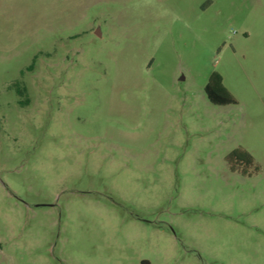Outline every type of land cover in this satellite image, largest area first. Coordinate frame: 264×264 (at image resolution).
Wrapping results in <instances>:
<instances>
[{
    "label": "rangeland",
    "instance_id": "rangeland-1",
    "mask_svg": "<svg viewBox=\"0 0 264 264\" xmlns=\"http://www.w3.org/2000/svg\"><path fill=\"white\" fill-rule=\"evenodd\" d=\"M143 259L264 264V0H0V264Z\"/></svg>",
    "mask_w": 264,
    "mask_h": 264
},
{
    "label": "trees",
    "instance_id": "trees-1",
    "mask_svg": "<svg viewBox=\"0 0 264 264\" xmlns=\"http://www.w3.org/2000/svg\"><path fill=\"white\" fill-rule=\"evenodd\" d=\"M205 92L211 103L215 105H228L236 103V99L224 84L221 73L215 71L209 78ZM227 161L234 171H241L244 174H252L259 171L260 167L255 164L253 155L244 149H234L228 156ZM253 167V170L250 168ZM141 264H151L148 259H143Z\"/></svg>",
    "mask_w": 264,
    "mask_h": 264
}]
</instances>
